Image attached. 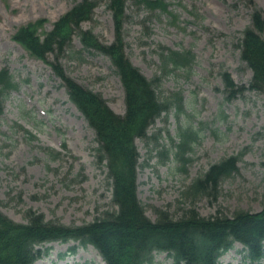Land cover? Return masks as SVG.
Segmentation results:
<instances>
[{"label": "rangeland", "instance_id": "1", "mask_svg": "<svg viewBox=\"0 0 264 264\" xmlns=\"http://www.w3.org/2000/svg\"><path fill=\"white\" fill-rule=\"evenodd\" d=\"M73 0H0V70L7 68L16 89L6 98L0 115V211L25 223L32 209L46 221L73 227L92 222L111 210L106 170L94 158L93 131L69 101L51 67L31 57L13 41L21 26L43 22L40 34L72 5ZM168 13L149 12L127 5L124 53L157 87L159 96L173 103L137 139L139 153L137 196L145 215L155 221L157 210L178 219L189 209L201 217L220 212L231 218L236 211L264 209V94L245 92L226 100L222 73L237 86L247 87L251 71L240 59L241 32L250 24L252 3L264 10V0H165ZM104 43L114 36L105 4L82 24ZM190 51V66L163 71L161 49ZM77 37L60 59L64 72L82 87L100 94L118 115L125 110L121 83L109 60L95 52L81 54ZM54 58L48 56L47 61ZM182 97V109L174 108ZM197 137L183 156L179 133ZM238 156L236 173L224 179L215 202L187 195L193 181L210 165ZM188 159L183 162L180 158ZM76 242H53L35 264H104L91 247ZM73 249V250H72ZM240 243L223 254L219 264L251 263ZM153 264H173L166 253Z\"/></svg>", "mask_w": 264, "mask_h": 264}, {"label": "trees", "instance_id": "2", "mask_svg": "<svg viewBox=\"0 0 264 264\" xmlns=\"http://www.w3.org/2000/svg\"><path fill=\"white\" fill-rule=\"evenodd\" d=\"M105 4L110 12L114 38L109 44L101 42L82 24L90 22L94 9ZM252 3L250 24L241 32L238 49L241 61L251 71L247 87L233 83L227 72L222 73L226 100L245 92L264 94V10ZM144 8L149 12L168 13L165 0H73L71 7L40 34L43 22L19 27L13 41L27 53L48 64L62 82L69 101L76 107L93 131L97 147L94 158L106 170L111 189V210L104 211L92 222L80 226H65L46 221L43 214L32 209L25 212V223H17L0 211V264H34L47 252L43 247L51 242H76L79 247L91 246L105 264H153L156 254L166 253L173 264H219L220 257L240 243L245 259L251 263L264 260V209L258 213L236 211L231 218L217 212L201 217L194 209L173 219L157 210L153 222L146 215L137 196L139 153L137 139H145L147 131L162 114L173 107L162 99L154 82L147 79L124 53V24L126 8ZM77 37L82 48L75 53L82 60V51L106 57L118 77L124 95L123 115L113 112L98 93L86 89L67 76L60 59L71 48ZM52 61H47L48 56ZM163 71L190 66V51L177 52L162 48L159 53ZM16 84L7 68L0 70V115L6 98ZM175 111L182 109V97L174 96ZM179 153L189 150L196 134L183 130L179 133ZM183 162L188 159L180 158ZM238 156H230L210 165L207 171L190 185V198H207L215 202L224 179L237 171ZM73 250V249H72Z\"/></svg>", "mask_w": 264, "mask_h": 264}]
</instances>
